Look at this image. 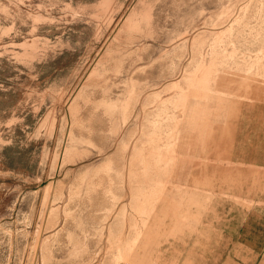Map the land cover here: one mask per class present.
Segmentation results:
<instances>
[{"label": "rangeland", "instance_id": "374dc122", "mask_svg": "<svg viewBox=\"0 0 264 264\" xmlns=\"http://www.w3.org/2000/svg\"><path fill=\"white\" fill-rule=\"evenodd\" d=\"M0 204V264H264V0H0Z\"/></svg>", "mask_w": 264, "mask_h": 264}, {"label": "crops", "instance_id": "0c3cea01", "mask_svg": "<svg viewBox=\"0 0 264 264\" xmlns=\"http://www.w3.org/2000/svg\"><path fill=\"white\" fill-rule=\"evenodd\" d=\"M36 173H37V172H36ZM0 206H4V205L0 204ZM5 206H6V205H5ZM0 210H1V209H0ZM5 241H6V237H5V235H4L2 232H0V245L4 244ZM194 246H197V245L194 243ZM191 247H193V246H191ZM191 250H192V248H191ZM195 251H196V250H195ZM2 253H3V250L0 249V255H2ZM165 258H166V257H165ZM197 258H198V257H195L193 260L196 261ZM179 261H181L180 264H184V263H185V261H183V258H182L181 260H179ZM182 261H183V262H182ZM195 264H199V262L196 261Z\"/></svg>", "mask_w": 264, "mask_h": 264}, {"label": "bare ground", "instance_id": "6f19581e", "mask_svg": "<svg viewBox=\"0 0 264 264\" xmlns=\"http://www.w3.org/2000/svg\"><path fill=\"white\" fill-rule=\"evenodd\" d=\"M148 5V4H147Z\"/></svg>", "mask_w": 264, "mask_h": 264}]
</instances>
